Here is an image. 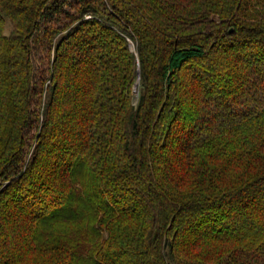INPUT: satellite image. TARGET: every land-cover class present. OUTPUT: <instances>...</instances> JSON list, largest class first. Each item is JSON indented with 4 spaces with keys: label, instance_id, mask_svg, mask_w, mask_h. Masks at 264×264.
I'll return each instance as SVG.
<instances>
[{
    "label": "trees",
    "instance_id": "16d2710c",
    "mask_svg": "<svg viewBox=\"0 0 264 264\" xmlns=\"http://www.w3.org/2000/svg\"><path fill=\"white\" fill-rule=\"evenodd\" d=\"M66 9L0 0V264H264V0Z\"/></svg>",
    "mask_w": 264,
    "mask_h": 264
},
{
    "label": "rangeland",
    "instance_id": "374dc122",
    "mask_svg": "<svg viewBox=\"0 0 264 264\" xmlns=\"http://www.w3.org/2000/svg\"><path fill=\"white\" fill-rule=\"evenodd\" d=\"M58 1H59L60 4L63 6V9H64V10H67L66 8L69 6V3H70L72 0H58ZM10 30H11V28L8 27L6 32L9 33ZM43 34H44V31L42 32L41 35H43ZM130 45H131L132 50H134V44L131 42ZM45 56H46V53L43 52V51H41V52H39V53H36V65H37L38 67H40V66H45V65H46ZM42 59H44V60H42ZM136 85H137V92H138V84H136ZM134 89H135V87H134ZM137 92H134V100H135V102L137 101V98H138V96H137Z\"/></svg>",
    "mask_w": 264,
    "mask_h": 264
},
{
    "label": "water",
    "instance_id": "95a60500",
    "mask_svg": "<svg viewBox=\"0 0 264 264\" xmlns=\"http://www.w3.org/2000/svg\"><path fill=\"white\" fill-rule=\"evenodd\" d=\"M139 77H140V73H139ZM134 92H137V85H135ZM137 96L139 97V92H137Z\"/></svg>",
    "mask_w": 264,
    "mask_h": 264
}]
</instances>
